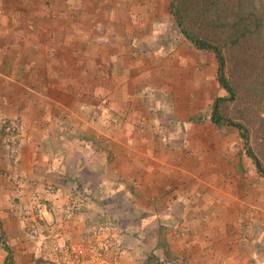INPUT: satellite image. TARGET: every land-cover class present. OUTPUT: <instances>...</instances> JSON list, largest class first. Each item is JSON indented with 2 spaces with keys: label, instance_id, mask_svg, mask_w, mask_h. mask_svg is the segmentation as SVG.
<instances>
[{
  "label": "crops",
  "instance_id": "1",
  "mask_svg": "<svg viewBox=\"0 0 264 264\" xmlns=\"http://www.w3.org/2000/svg\"><path fill=\"white\" fill-rule=\"evenodd\" d=\"M45 1L0 0V155L3 145H9L5 137L11 133V146L19 155L18 169L34 180V184L45 188L50 181L65 180L69 176L88 186L90 179L94 182L111 178L112 173L122 189L127 180H136L141 188L147 182L149 190L145 188L147 192L139 193L136 205L140 206L136 208L142 209L140 195L147 194L155 204L151 205L154 219L158 211L153 207L159 209L162 205L168 212L171 210V216L165 220L175 229L169 235L176 238L185 255L191 254L190 258L196 261L193 263L242 264L237 236L222 235L223 231L205 234L203 195L210 190L203 185V132H197L203 131V114L194 115L203 106V96L198 98L188 93L191 88L203 92L202 66L195 67L193 55L187 57L191 64L184 59L187 53H171L161 63L173 66L172 81L166 79L162 83L171 84L172 89L182 85L183 94L167 96L162 92L155 97L152 88L147 87L155 83L150 78L148 82L142 79L144 84L138 86L135 67L140 70L137 65L142 64L143 57L139 54L131 57L126 35L119 33L117 39L118 34L111 32L102 17L78 18L81 22L76 20L77 16L74 19L68 16L69 8L59 6V0L47 2L49 8L44 5ZM82 23L87 24V29L81 28ZM112 28L121 31L120 26ZM100 66L105 73L95 70ZM175 69L181 74H173ZM82 80L87 81L86 93L91 101L98 102L101 96L118 98L114 105L120 110L116 112L118 128H112L109 109H95L88 116L90 111L75 106ZM42 103L44 106H40ZM49 103L56 106L49 109ZM82 110L83 115L98 120L100 127L81 116ZM97 111L98 118L94 119ZM179 112L187 114L182 121L187 123L182 125L183 129L193 122L194 130L189 134L179 129L174 116ZM80 130L88 134L82 139L84 144L78 138ZM14 137L20 142L16 144ZM116 138L126 149L120 150L112 161L106 160L105 148L111 147L113 151ZM81 145L88 146L90 153L83 154ZM47 147L57 149L51 152ZM56 167L59 173L51 177V169ZM28 185L34 187L30 182ZM57 189L65 190L63 182L58 183ZM161 190L166 191L163 202L158 196ZM152 221L151 224L156 222ZM225 259L230 262L224 263ZM252 263L260 264L256 257Z\"/></svg>",
  "mask_w": 264,
  "mask_h": 264
},
{
  "label": "rangeland",
  "instance_id": "2",
  "mask_svg": "<svg viewBox=\"0 0 264 264\" xmlns=\"http://www.w3.org/2000/svg\"><path fill=\"white\" fill-rule=\"evenodd\" d=\"M47 2L52 3V0L44 2L49 8L50 4ZM59 2V6L63 4L69 8L67 14L73 19L77 16L76 20L82 22L87 18L102 17L107 26L110 25L111 32L118 34L117 39L119 33L126 35L131 57H134L133 54L143 57L142 64L137 65L140 70L135 67L138 73L136 81L140 83L138 86H141L142 79L148 82L147 79L150 78L155 83L148 84L147 87L152 88L155 97L162 92L167 96L172 93L178 96L183 94L182 85L177 84L172 89L171 84L162 83L166 79L172 81L173 70L171 64L165 66L161 63L163 59L177 52L187 53L184 59L190 63L187 58L189 55L196 58L192 63L197 62L195 67L202 66L203 92L191 88L188 93L196 94L198 98L203 96V106L200 105L199 111L194 115L203 114V131L197 132H203V185L210 190V194L203 195V204L206 203L203 205V219L207 225L205 234L216 235L220 231L226 236L234 234L240 241L242 264H253L255 257L261 264L264 261V176L257 171L253 160L246 154V147L252 146L264 165V156L259 154L257 148L256 136L260 131L253 126V120L251 123L249 116L250 111L262 112L264 104L259 101L255 107L248 105L250 111L242 112L240 106L238 108L233 101H225L218 108V121L212 119V101L216 96L227 97L228 93L217 81V59L214 52L211 49H196L192 41L186 39L180 31L172 13L175 0ZM261 2L264 5V0ZM254 3L258 4V0ZM119 26L120 32L112 28ZM81 28L87 29V24L82 23ZM104 31L105 28L100 29L102 34ZM188 46L193 48L188 50ZM178 48L179 51L175 50ZM234 53L238 57L239 54ZM249 64L253 71L258 68L255 60ZM95 70L105 73L102 66ZM178 72L175 69L173 74L178 75ZM234 74L232 72L230 76L236 77ZM79 86L80 96L75 100V106L90 111L88 116L95 109H109L112 113V128H118L119 125H115L118 120L116 112L120 110L114 107L118 98L105 99L101 96L97 99L98 102H93L86 93L87 81L82 80ZM116 93L114 90V94ZM68 102L70 103L69 100ZM43 103L40 106H44ZM54 106L55 103H49L47 108L52 109ZM161 108L160 106L158 109ZM139 110L142 108L139 107ZM83 112L84 110L81 111V116L87 117ZM98 113L94 114V119L98 118ZM186 115L180 112L174 114L179 122V129L189 134L194 128L193 122H189L186 129H183L182 125H187L186 121L182 122L186 120ZM226 118L242 122L247 128V137L243 138L241 130L228 123ZM88 119L93 126L100 127L98 120ZM86 135L88 134L83 130L79 131L78 138L82 144ZM14 140L16 144L20 142L15 137ZM113 141V151L111 147L105 148V157L109 161L117 158L120 150L126 149L117 138ZM8 143L9 145H3L0 155L3 162L0 163V264H3L5 258L7 264H195L193 262L196 261L189 256L191 254L185 255L178 241L175 242L176 238L169 235L175 229L173 224L171 226L165 220L171 216V210L168 212L162 205L159 209L153 207L158 211H155L154 219L151 205L155 204L147 194L140 195L143 200L142 209L136 208L140 206L136 205L139 193L149 190L147 182L141 188L136 180H127L122 189L118 178L112 173L111 178H102L97 182L90 179L88 186L69 176L65 180L54 179L45 188L38 183L34 184V180L24 175L21 168L18 169L17 149L11 146V139ZM47 149L55 152L57 147ZM80 151L87 155L91 150L88 146L81 145ZM57 165L60 167V164ZM58 169H51V177L59 173ZM29 182L34 187H30ZM61 182L65 186L63 191L57 189ZM165 192L159 191L161 202L166 198ZM152 219L156 220L154 224H151ZM225 262L229 263L230 259H225Z\"/></svg>",
  "mask_w": 264,
  "mask_h": 264
},
{
  "label": "trees",
  "instance_id": "3",
  "mask_svg": "<svg viewBox=\"0 0 264 264\" xmlns=\"http://www.w3.org/2000/svg\"><path fill=\"white\" fill-rule=\"evenodd\" d=\"M254 1L175 0L172 9L180 31L195 47L211 49L217 59V81L228 96H216L212 101L211 117L216 122L220 117L218 108L225 101H233L242 112L250 111L248 105L255 107L259 101L264 104V5L261 0L258 4ZM252 60L258 62L255 71L250 68ZM232 72L236 77L230 76ZM250 114L251 123L253 120V126L260 131L256 136L257 148L264 156V109ZM226 119L241 130L243 138L247 137V128L242 122ZM246 154L264 176V165L252 146L246 147ZM3 264H7L6 258Z\"/></svg>",
  "mask_w": 264,
  "mask_h": 264
},
{
  "label": "built area",
  "instance_id": "4",
  "mask_svg": "<svg viewBox=\"0 0 264 264\" xmlns=\"http://www.w3.org/2000/svg\"><path fill=\"white\" fill-rule=\"evenodd\" d=\"M10 134H11V133L7 134V136L5 137V140L8 141V142H9V140H10V136H9Z\"/></svg>",
  "mask_w": 264,
  "mask_h": 264
},
{
  "label": "water",
  "instance_id": "5",
  "mask_svg": "<svg viewBox=\"0 0 264 264\" xmlns=\"http://www.w3.org/2000/svg\"><path fill=\"white\" fill-rule=\"evenodd\" d=\"M183 34V33H182ZM184 35V34H183ZM185 36V35H184ZM185 38H187L186 36H185ZM187 39H189V38H187ZM190 41H192L191 39H189Z\"/></svg>",
  "mask_w": 264,
  "mask_h": 264
}]
</instances>
